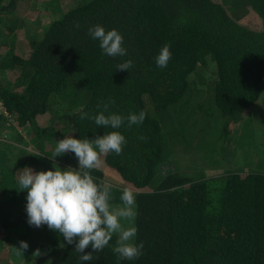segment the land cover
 <instances>
[{
    "label": "trees",
    "instance_id": "obj_1",
    "mask_svg": "<svg viewBox=\"0 0 264 264\" xmlns=\"http://www.w3.org/2000/svg\"><path fill=\"white\" fill-rule=\"evenodd\" d=\"M16 1L2 7H14ZM55 9L58 15L42 37L22 53L9 51L0 63L7 74L0 83V101L19 127L30 125L27 137L35 149L29 152V167L34 172L69 168L59 160L78 170L72 152L50 159L65 136L93 140L119 131L125 137L122 153L102 154V165L91 175L105 183L104 170L113 171L135 191V242H143L142 255L119 258L112 251L118 238L113 235L91 261H81L76 241L69 245L47 225L28 224L27 190H19L20 171L12 169L0 171L6 182L0 205L5 200L10 213L18 214L8 221L17 236L9 237L8 248L0 246V264H264V173L195 178L187 174L192 165L180 160L188 149L204 152L200 141L205 135L227 132L240 112L259 99L264 26L240 24L215 0H75ZM97 24L123 36L126 56L102 54L99 41L89 35ZM164 44L170 45L172 58L160 68L155 57ZM129 59L133 67L115 69ZM208 60L215 70L204 80L198 68ZM197 78L205 89L194 87ZM60 104L64 113L55 110ZM104 104L105 115L126 117L143 110L145 120L111 129L80 119L82 112L99 113ZM57 116L62 129H54ZM50 136L54 145L44 147ZM46 236L53 251L44 247ZM20 241L29 245L23 254L16 249Z\"/></svg>",
    "mask_w": 264,
    "mask_h": 264
},
{
    "label": "clouds",
    "instance_id": "obj_2",
    "mask_svg": "<svg viewBox=\"0 0 264 264\" xmlns=\"http://www.w3.org/2000/svg\"><path fill=\"white\" fill-rule=\"evenodd\" d=\"M89 35L99 41L102 54L109 57L127 55V49L122 46L124 38L116 29L106 31L97 24L89 28ZM171 58L170 45L164 44L155 57V63L157 67L165 68ZM131 67L133 61L129 59L118 63L115 69L128 70ZM97 107L100 108L101 105L98 104ZM107 109L108 104H104L103 110L94 116L82 112L80 119L93 120L103 128L119 129L125 121L129 128L139 126L146 117L143 110L129 113L126 117L117 113L105 115ZM125 143V137L119 131H110L93 140L65 136L56 143L50 159L72 152L78 159V170L68 168L62 171L54 167V170L34 172L28 167L22 169L17 182L19 190H27L28 224L36 228L47 225L49 229L62 234L69 245L76 241L75 250L83 253L80 255L81 261H91L93 253L108 246L113 235L118 238L112 251L119 258H139L143 242H135L138 230L134 225L125 227L122 223L127 221L131 224L136 216L133 191L124 188L120 196L122 206H113L110 203L111 185L98 184L91 175V170L100 166L102 154L120 155ZM89 246L92 252L85 253ZM28 247L26 242L20 241L19 248L16 247L17 253L23 254ZM34 255H40L39 250Z\"/></svg>",
    "mask_w": 264,
    "mask_h": 264
},
{
    "label": "rangeland",
    "instance_id": "obj_3",
    "mask_svg": "<svg viewBox=\"0 0 264 264\" xmlns=\"http://www.w3.org/2000/svg\"><path fill=\"white\" fill-rule=\"evenodd\" d=\"M74 1L17 0L14 7L9 6L5 9L2 6L8 5L9 0H0V63L7 61L6 55L9 51L22 53L27 47H30L34 40L42 37L51 19L55 16L54 14L58 15L55 8L58 9L61 5L69 6ZM215 1L223 4L229 15L240 24L250 28L264 26V0ZM9 26H13V28L8 30ZM214 70L213 64L208 60L205 66L198 68V75H203L204 80H208L213 76ZM6 78L5 70L0 69V83H4ZM197 81L194 87L205 89L201 79L197 78ZM63 108L64 104H60L59 107H55V110L64 113ZM60 118L61 116L53 118V121L57 122L54 129H62L63 125L59 123ZM0 124L4 126L0 130V171L2 170L4 173L12 169L21 171L25 167L33 169L34 167H29L32 164L29 161V152L35 149L32 146L33 142L27 137L30 125L19 127L16 120H13L8 112L3 113L1 109ZM47 140L48 142H44V147L48 148L54 145V137L50 136ZM200 142L205 143V147L200 146L204 152H193L188 149V153L185 152L184 156H180L183 164L192 165L193 170L188 171L187 174H192L195 178L217 176L227 172L264 173V88L259 99L240 112L234 124L227 128V132L219 136L212 135L209 138H206L205 135V138H202ZM100 158L101 161L102 155ZM59 162L65 165L69 164V168L74 166L65 160H59ZM166 167L171 168L172 165L166 164L164 168ZM50 170H54V168H50ZM104 180L105 183L111 185L110 203L113 206H122L120 196L124 188H129L128 184H125L115 172L107 169L104 170ZM5 185L4 174H0V195L6 193ZM133 193L135 197V191ZM2 201L1 203L4 205H0V246L8 248L9 237L17 236V229L15 227L8 228V221L10 218H16L18 214L10 213V206L5 200ZM122 223L125 227L133 226L134 220L131 224L127 221H122ZM44 241V247L48 251H53V246L49 242V238L47 240V236L44 237ZM7 258H10L9 255ZM49 264L56 263L52 261Z\"/></svg>",
    "mask_w": 264,
    "mask_h": 264
},
{
    "label": "built area",
    "instance_id": "obj_4",
    "mask_svg": "<svg viewBox=\"0 0 264 264\" xmlns=\"http://www.w3.org/2000/svg\"><path fill=\"white\" fill-rule=\"evenodd\" d=\"M0 109H1V111L3 113H7V111L5 110V108H4L3 104L1 103V101H0ZM2 127H4V126L2 124H0V130H1Z\"/></svg>",
    "mask_w": 264,
    "mask_h": 264
}]
</instances>
